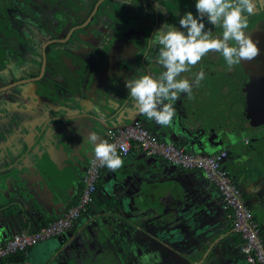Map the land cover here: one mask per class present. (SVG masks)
Returning <instances> with one entry per match:
<instances>
[{"label":"crops","instance_id":"obj_1","mask_svg":"<svg viewBox=\"0 0 264 264\" xmlns=\"http://www.w3.org/2000/svg\"><path fill=\"white\" fill-rule=\"evenodd\" d=\"M132 77L122 78V88L107 93L100 83H107L108 75L98 73L94 89L78 91L81 103L58 107L59 119L45 114L40 94L31 93L25 103L17 98L19 93L29 96L21 89L16 96H4L0 110L9 119L0 135L12 149H18L13 138L24 141L27 133L31 141L28 151L0 153V243L20 230H36L74 204L84 165L95 151L90 135L98 137L97 143L107 141L109 131L132 119L177 146L204 154L226 149L223 165L238 183L264 240V175L251 168L257 150L248 144L252 134L203 118L191 122L199 111L192 109L186 117L185 94L174 105L173 125H157L132 107L125 87ZM122 158L125 163L116 171L103 166L91 204L69 230L27 248L21 260L0 264H246L231 216L204 174L179 169L135 146Z\"/></svg>","mask_w":264,"mask_h":264},{"label":"flooded vegetation","instance_id":"obj_2","mask_svg":"<svg viewBox=\"0 0 264 264\" xmlns=\"http://www.w3.org/2000/svg\"><path fill=\"white\" fill-rule=\"evenodd\" d=\"M30 1L25 0L27 4ZM68 1L71 0H44V3H40L38 11L46 18L43 26L50 31L37 37V43L29 44L24 38L35 36L32 29L34 25L25 24L21 19L4 22V18L10 14L8 11L13 9V3L11 0H0V32L5 37L15 36V39H11L7 44L11 51L18 50L14 59L21 65L19 76L12 75V81L1 86L0 90L4 92L8 88L22 85L24 94L42 95L45 98L42 101L45 104V114L56 118L60 116L56 111L58 107L81 103L78 91L82 86L88 90L94 89L98 73L105 72L108 75L107 83H100L107 93L122 88V78L141 76L152 71L159 74L162 69H157V65L149 67L144 59L145 55L155 57L158 51V48L150 47L153 32L163 28L166 23L179 27V19L186 12L196 14L194 0H184L185 5L184 2L178 5V0L175 5L173 0H147L151 12L148 17L143 15L146 10L142 0H75L79 4L76 7L68 5ZM255 6L248 18L247 31L258 42L260 55L252 61L229 68L221 54L209 53L197 64L200 71L203 69L205 76L198 87H193L188 105L189 113L196 108L199 111L191 122L211 115L213 123L248 127L242 130L250 132L253 136L248 144H253L255 149L262 152L260 146L264 145V131L261 135H257V131L264 128V3L261 5L260 0H257ZM51 10L56 14L50 15ZM28 18L39 22L33 16ZM95 22L99 23L94 24ZM206 27L211 29L214 37L222 35V27L209 24H206ZM55 29L59 32L54 33ZM51 30L53 33H50ZM63 30L65 33L60 34ZM2 41L3 38H0V46ZM29 49L38 51L40 70L36 73L29 67L28 61H34ZM1 52L0 47V54ZM22 52L27 53L25 57L21 55ZM48 66L57 75L55 77L62 84V90L48 88L41 83L47 76ZM199 70L192 73L190 82ZM87 77L92 79L91 84L81 83V78ZM72 78L74 80L70 83ZM26 85L32 89H28ZM29 96L28 99H31ZM17 98L18 101L21 100L20 97ZM216 110L221 111L220 116H215ZM4 113L3 119L7 120ZM22 114L25 115L24 112ZM44 117L43 115L42 118Z\"/></svg>","mask_w":264,"mask_h":264},{"label":"clouds","instance_id":"obj_3","mask_svg":"<svg viewBox=\"0 0 264 264\" xmlns=\"http://www.w3.org/2000/svg\"><path fill=\"white\" fill-rule=\"evenodd\" d=\"M254 7V0H196V14L186 12L179 19V27L166 23L154 31L150 47L158 51L155 57L145 55L144 59L149 67L158 65L162 71L158 76L148 73L126 80L132 107L157 125L172 126L177 115L174 105L181 94L191 96L193 87H198L205 76L201 69L190 82L178 79L181 73L190 71V66L200 63L209 53L221 54L229 68L258 57V42L247 31ZM205 20L209 25L222 27V35L214 37ZM229 139H233L232 134ZM97 140L95 134L90 135L95 161L111 171L121 168L125 161L117 145Z\"/></svg>","mask_w":264,"mask_h":264},{"label":"built area","instance_id":"obj_4","mask_svg":"<svg viewBox=\"0 0 264 264\" xmlns=\"http://www.w3.org/2000/svg\"><path fill=\"white\" fill-rule=\"evenodd\" d=\"M109 143L117 145L118 153L124 157L135 146L149 156L160 157L166 163L186 171H199L218 191L222 210L229 213L233 231L240 236L238 248L246 264H264V240L253 212L243 199L238 183L229 175L223 163L227 150L209 154L192 148L177 146L171 141L156 136L148 126L135 120L123 127L109 131ZM245 142H247L245 140ZM126 151V155H125ZM95 151L87 159L81 189L76 202L67 207L55 219L36 230H20L0 243V261L12 254L25 251L39 242L69 230L88 208L97 190L103 166L95 161Z\"/></svg>","mask_w":264,"mask_h":264},{"label":"rangeland","instance_id":"obj_5","mask_svg":"<svg viewBox=\"0 0 264 264\" xmlns=\"http://www.w3.org/2000/svg\"><path fill=\"white\" fill-rule=\"evenodd\" d=\"M11 2L14 4V5L12 4L13 9L8 11V12H10V14H8L6 18H4V22L9 23V21L21 19L25 24L29 23L28 25H30V24L34 25L32 29H33V33L35 34V36H33V37L27 36L24 38V41H27L29 44H35L38 41L36 39L37 37L44 36V35H46V33H49L50 30L43 26V23H45L44 21L46 20V18H45V16L43 17L41 15V13L38 11V7H40V3H42V2L44 3V0L42 2L40 0H31L28 4L25 2V0H11ZM142 2H144V9L146 10L145 14H143V15L145 17H148L151 13L150 9L148 7L149 5L147 4V0H142ZM176 2H177V0H176ZM183 2H184V0H178V5H182ZM67 3H68V5H71V6L74 5L73 7H76L79 5L78 1H75V0L68 1ZM256 3H257V0H254V5ZM263 3H264V0H260V4L262 5ZM183 5H185V2ZM254 8H256V6ZM53 14H56V13L54 10H51L50 15H53ZM29 16H33V18L36 20H39V22H35V21L31 20L30 18H28ZM32 21H33V23H32ZM205 22L207 24L206 20H205ZM96 23H99V22H95L94 24H96ZM58 32H59L58 30H56V29L54 30V33H58ZM50 33H53V30H51ZM63 33H65V30L60 31V34H63ZM80 34L84 35L81 32H80ZM0 38H3V41L1 43L2 46H0L2 48V52L0 54V87H1L3 85H7L10 81H12L11 79L13 78V76H19L18 71H19V67L21 65L19 62H16V60L14 59V54L18 50L13 49L11 51L10 46L7 44L8 41H10L11 39L14 40L15 36L11 35V36L5 37V35L1 33ZM26 51H28V50H26ZM19 52H21V51H19ZM37 52L38 51H36V49H33V50L29 49V53H31V55L34 56L33 62L28 61L29 67L32 69L33 73H36L40 70L39 65H38L39 55ZM26 54L27 53H24V52L21 53V55L23 57H25ZM46 69H48L47 74H46L47 76H45V78L41 80V83L45 84L44 85L45 87L56 88L58 90H62L63 86H62V84H60L59 80L55 77L57 75L54 74V72L52 71V68H50L48 66ZM196 70H199L198 65L190 66V71L181 73V75L178 77V79H188L189 80V77H191L192 73H194ZM81 77H83V76H81ZM73 80L74 79L72 78L70 80V83H72L71 81H73ZM84 82L91 84L92 79L90 77H87L85 79L81 78V83H84ZM22 87H23L22 85L21 86L19 85L17 87H13L12 89H14V90L8 88V90H6L4 92H2V90H0V106H2V103H4V99H5L4 96H6V97L16 96L18 94V92L16 90L22 89ZM25 87H28V89L31 88L29 85L28 86L26 85ZM18 97L21 98V101H26L28 99V96L20 95V93L18 94ZM30 97L32 98V96H30ZM4 110H6V109L4 108ZM0 112H1L0 119L2 121V120H4L3 119L4 115H3V112L1 110H0ZM4 114L6 115V113H4ZM16 120L19 121V123L22 122V118L20 116H18V118H16ZM5 123H6L5 120H4V122H0V126L1 127L4 126ZM22 130H24L23 127H22ZM263 131H264V128H260L257 131V135H261L263 133ZM25 134H27V133H25ZM4 135H6V134L4 133ZM24 135H22V138H24V141L18 140L17 138H13L14 143L18 146V149L15 148V149H17L16 150L17 153H21V152L29 150V149L26 150V148H27L26 145H28V143H30L31 140H30V137L25 138ZM4 139L5 138L0 135V153L2 155L15 150V149H12L14 146L9 145ZM19 147H21V148L19 149ZM260 147H261L260 149L264 153V145L262 144ZM254 152L255 153L253 154V157L256 159V162H255V165L252 164L251 168H257L258 172H261V174L264 175V156L263 157L259 156L258 152H260V151H258V150H255ZM258 179L259 178H256L255 180H258ZM134 258H135L134 256L129 257L130 260H132ZM132 262L134 264H136L135 260H133Z\"/></svg>","mask_w":264,"mask_h":264},{"label":"water","instance_id":"obj_6","mask_svg":"<svg viewBox=\"0 0 264 264\" xmlns=\"http://www.w3.org/2000/svg\"><path fill=\"white\" fill-rule=\"evenodd\" d=\"M86 23V22H85ZM192 93H193V91H192ZM189 96L187 95V94H185V96H184V99H183V103L184 104H186L187 105V111H186V117L188 118L189 117V115H190V113H189V110H190V105H188V102H189ZM197 109L198 108H196L195 109V111H197ZM200 110V109H199ZM205 111H208V109H205ZM214 114H215V116H220V114H221V111L220 110H216L215 112H214ZM213 117L211 116V115H205L204 117H203V120H207L208 121V123H210L211 122V119H212ZM135 120H138V119H132L129 123H132L133 121H135ZM129 123H127V124H129ZM126 123L125 124H123V125H118L117 127H114V129H116V128H120V127H123V126H125V125H127ZM225 126H229V127H232L233 129H235V130H243V129H247L248 127H246V126H237V125H232V124H229V123H226V124H223L221 127H225ZM210 127V126H209ZM41 132V131H40ZM26 150H27V148H26Z\"/></svg>","mask_w":264,"mask_h":264},{"label":"trees","instance_id":"obj_7","mask_svg":"<svg viewBox=\"0 0 264 264\" xmlns=\"http://www.w3.org/2000/svg\"><path fill=\"white\" fill-rule=\"evenodd\" d=\"M24 251H20V252H17V253H15V254H12V255H10L9 257H7L6 259H4V260H1V261H6V260H13V259H19V260H21V254L23 253Z\"/></svg>","mask_w":264,"mask_h":264},{"label":"bare ground","instance_id":"obj_8","mask_svg":"<svg viewBox=\"0 0 264 264\" xmlns=\"http://www.w3.org/2000/svg\"><path fill=\"white\" fill-rule=\"evenodd\" d=\"M153 240V239H152Z\"/></svg>","mask_w":264,"mask_h":264}]
</instances>
